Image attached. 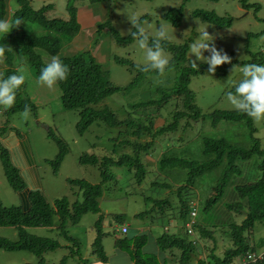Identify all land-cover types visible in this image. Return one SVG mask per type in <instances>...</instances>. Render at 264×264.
<instances>
[{"label":"trees","instance_id":"16d2710c","mask_svg":"<svg viewBox=\"0 0 264 264\" xmlns=\"http://www.w3.org/2000/svg\"><path fill=\"white\" fill-rule=\"evenodd\" d=\"M9 1L0 0V18L10 19L16 27L11 30L8 36L0 39V44H5L12 49L6 53L4 64L7 67L2 75L14 74L21 64L20 62L26 61L31 72L38 79L39 72L45 65L43 61L45 54L59 56L62 46L72 43L74 39L82 36V28L77 20L76 12L72 10L77 0H68L69 14L66 18L51 17L52 5H44L35 9L31 5V0H14L17 6L13 4L10 7ZM91 1L97 3L106 0ZM214 1L218 2L219 0ZM194 16L220 28L232 23L231 18H221L214 13L205 11L195 12ZM182 17V9L171 10L165 15V18L171 21L175 28L180 26ZM140 21L142 22L144 19ZM110 24L107 22L104 27L101 25L98 27L101 30L109 27L112 30L111 36L118 44L134 42L131 35L126 38L122 37ZM36 29H43L46 34L38 35ZM164 46L168 52L173 54L170 71L175 72L176 81L170 87H158L155 89L156 92L152 93L146 100L124 105L128 108L125 118H120L108 107L98 109V105L121 92L134 90L141 85L146 76L159 75L158 73L144 71L141 66L135 65L129 60L116 58V63L127 65L137 72L134 81L122 89L111 82L109 70L105 69L90 51H84L71 57H60L69 68L68 78L58 83L62 92L61 103L64 109L75 111L78 114L79 121L76 126L78 134L84 135L94 124L100 127L104 124L111 129L123 128V132L121 131L123 137L116 138L117 144H119L116 146H119L118 149L122 148L124 152L119 155L113 151L111 156L102 158L97 155H83L80 159L81 164L99 167L101 183L91 184L85 180H69L71 185L80 187L82 198L75 203L60 199L51 207L42 192L43 187H39L42 185L39 183L41 179L36 182L33 178L35 170H37L39 178L41 176L35 161L30 163L28 150L23 145L9 147L1 140L3 147L1 159L5 166V175L11 187L20 194L22 203L18 207H5L0 199V228H15L19 236L16 241L1 238L0 249L6 252L28 251L39 258L37 264H48L44 255L59 248L70 250L69 254L64 256L59 264H67V261L72 258L79 260L80 264L108 263L109 257L103 247V240L107 234L101 228L103 216L99 214L101 213L100 203L103 197V186L115 181L111 168L125 167L134 172L138 182H140L143 175L148 173L146 169L148 166L143 158V153H146L145 155L149 159H154L150 158L152 155L149 152L157 142L164 144V141H170L168 136L175 135L174 133L180 128L190 130L199 122L206 121L207 115L196 104V96L190 89V84L192 78L208 72V65H202L196 69L192 67L188 58V44L174 45L166 42ZM257 62L255 64L264 63V61L259 63L258 60ZM246 63L251 64L253 61ZM225 66L226 64L218 66L215 74L223 75L221 69ZM234 88L231 91H234ZM21 94L22 88L17 94L18 102L7 109L8 114L12 115L18 111H23L25 107H29L32 112L35 110L29 100H25V105L20 104L22 101ZM170 103L173 114L168 119H164L162 116L163 109ZM209 117L211 128L214 129L222 122L243 124L252 136L253 145L248 149L242 148L224 137H210L205 135L203 130H200L202 142L196 147L194 145L190 147L189 157H182L176 151L181 147V144L174 143L171 149H165L162 152L161 157L156 162L150 163L151 166L163 170L169 167L182 168L187 170L188 175L184 181H181L180 178L182 177L176 175L177 180H179L177 183L180 186L177 189V206L173 216L179 225L173 234L163 233L162 236H159L157 245L161 252L169 249L179 250L181 252V264H191L199 256L201 259L197 262L198 264H264V239L260 243L254 244L251 238L257 223L264 222V150H262L257 139L253 140V135L257 131L254 127V120L238 110L214 111ZM157 119H163V124L157 126ZM15 134L18 136L17 133ZM147 136L150 137V140L142 141ZM49 137L55 140L60 147L59 155L50 162L53 169L57 171L68 154V148L64 140L57 137L51 130H49ZM120 138L123 139L121 142L119 141ZM178 138L179 142L185 141L182 136ZM196 140L197 138L189 139V143H195ZM12 143L15 144L16 140H12ZM255 156L258 157V163L257 166L254 165L251 168L254 177H250L252 174L249 173L250 169L248 168H245L246 175L242 176V168L240 167L243 162L251 161ZM237 179H246V181L236 185ZM230 186L234 187L239 201L227 205V210L232 215L242 216V221L237 223L232 218L231 224L216 229H208L200 224L197 221L198 216L193 217L192 212H197L198 201L202 193L204 192L205 196H209L206 202V210H214L220 199L224 197L226 188ZM168 188L171 187L167 185ZM182 191L185 193L184 197ZM169 204L168 199H162L157 200L156 206L159 207V211H163V208ZM88 213L99 215L98 221L95 223L97 235L91 246V258L94 257L92 260L83 257L78 242L64 230L68 222L77 225ZM144 214L141 213L138 216L143 217ZM188 217L189 221H187ZM55 218H58L59 224H55ZM116 220L119 221L121 227L127 226L125 221L119 217H116ZM55 227L62 231L60 235L70 245L62 244L56 239L31 235L27 231L28 228ZM121 227L119 231H113V236L117 238L116 245L120 250L130 257L131 264H162L158 255L143 251L148 242L147 236H131L130 225L127 226L128 232L122 234ZM117 233L121 236L117 237ZM221 249H223V253L219 254ZM252 255L255 256V261L250 259L249 256ZM167 262L164 264H168ZM172 263L175 264V262Z\"/></svg>","mask_w":264,"mask_h":264},{"label":"rangeland","instance_id":"374dc122","mask_svg":"<svg viewBox=\"0 0 264 264\" xmlns=\"http://www.w3.org/2000/svg\"><path fill=\"white\" fill-rule=\"evenodd\" d=\"M13 4L17 6L14 0H10V7ZM67 4L68 0H31V5L35 9H39L44 5H52L51 17L66 18L69 14ZM73 6L74 9L72 10L76 12L77 20L82 28V36L74 39L72 43L63 44L59 57H71L84 51H90L99 63L109 70L111 82L122 89L128 87L134 81L137 72L127 65L116 63L115 59H126L135 65L141 66L143 64V51L137 48L135 41L131 44H118L111 36L110 32L112 30L109 27L101 30L98 26L104 27L107 22H110L112 28L126 38L131 35L130 30L135 31L129 19V14L134 13L139 20L144 19L142 23L152 34H155L161 24L166 25L172 36V39L168 42L174 45H190L198 35L196 28L199 27V23L209 26V33L217 36L215 46L227 52L232 58V63H225L226 66L221 69L223 75H210L207 72L192 78L190 89L195 93L196 104L207 115L206 121L199 122L190 130L180 128L174 133L175 135H169L170 141L166 140L164 144L157 142L149 152L152 155L150 158L154 159H149L146 157V153H143V158L148 166V168L146 167L148 173L143 175L142 181L138 182L134 172L125 167L111 168L115 181L106 183L103 186V197L100 203L101 213L99 215L103 216L101 228L107 234L103 240V247L109 257L107 264H131V259L116 245L117 238L113 236V231H119L121 227L116 217L124 220L125 225L131 226V236H147L148 242L143 251L155 255L160 254L157 251V237L162 236L163 233L173 234L179 225V222L173 216L177 206V189L180 186L177 183L179 180H177L176 175L182 177L180 179L184 181L188 178L187 170L175 167H169L165 170L157 169L156 166H151V162H156L161 157L162 152L165 149H171L174 143L181 144V147L176 151L182 157H189L190 147L192 145L196 147L202 142L199 134L200 130H203L204 134L210 137H224L242 148L248 149L253 145L252 136L243 124L222 122L214 129L211 128L209 115L214 111H235L226 99L227 93L242 79V69L247 65L245 62L253 61L255 63L258 60L260 63L264 61V0H219L218 2L214 0H106L97 3L91 0H77ZM178 9H182L183 17L180 26L175 28L172 22L165 18V15L171 10ZM198 11L214 13L221 18H231L232 23L229 26L220 28L195 17L194 13ZM35 31L38 35L46 34L43 29H36ZM168 55L171 61L173 54L168 52ZM205 55H208V53L206 52ZM48 57L50 56L47 55L46 57L44 55V63H46ZM188 58L191 62L190 51H188ZM193 58L195 59V57ZM23 62L20 63L26 64L31 75L22 86L20 96L22 101L20 104L25 105V100H29L35 110L31 111L28 120H23L21 119L23 111L10 115L8 114V108H0V199L5 207H18L22 203L20 194L11 187L5 175V166L1 159L2 137L14 131L20 138L26 140L28 137L30 140L35 163L41 176L42 192L47 203L51 207L60 199L75 203L82 198L80 187L71 185L69 180H85L91 184L101 183L99 167L81 164V157L83 155H97L102 158L111 156L113 151L119 155L122 154L124 150L122 148L118 149L119 146H116V144L118 143L117 139L123 137L121 131L123 132L124 129H111L104 124L101 127L94 124L84 135H79L76 129L79 116L75 111L66 110L62 107V92L59 86L49 89L47 86L37 83L38 79L31 72L26 61ZM197 63L198 66L207 65L201 61H197ZM240 63L244 65H238ZM0 64H3L2 60H0ZM4 70V67L0 69V75ZM176 78L174 71H169L163 76L156 74L146 76L139 87L106 99L98 105V109L108 107L120 118H125L128 103L148 99L152 93L156 92L155 89L158 87L172 86ZM229 79L231 82H228ZM124 105L126 106L124 107ZM172 114V104L170 103L164 107L162 116L164 119H168ZM163 122V119H157L156 125L160 126ZM254 127L257 131L253 135V140L257 139L262 150H264V120L254 121ZM49 130L64 140L68 148V154L57 171L53 169L50 162L57 158L60 147L55 140L49 137ZM205 132L209 133L206 134ZM180 136L184 137L185 141L179 142L178 137ZM195 138H197L195 143H189V139ZM122 140L120 138L119 141ZM149 140L150 137L148 136L142 139L144 142ZM30 163L33 162L30 161ZM257 163V156L252 158L251 161L243 162L240 167L242 168V176L246 175L245 168H248L250 169L249 173L252 174L250 177H254L251 168L254 165L257 166ZM167 185L171 188L167 189ZM228 188L225 190L226 193ZM182 193L184 197L185 193L183 191ZM203 193L198 201L200 207H198L197 221L201 224L200 221L202 220L204 222L202 225H205L208 229L228 226L224 223L223 225H217L218 218L215 219L213 209L206 210V202L209 196H205ZM223 198L220 199L218 204L227 207L230 202L223 203ZM162 199H168L170 204L163 208V211H159L156 204L157 200ZM141 213H145L143 217L138 216ZM99 215L88 213L83 216L79 224L73 225L68 222L65 225L64 230L78 242L85 259L92 260L94 258H91V246L97 235L95 223L98 221ZM232 217L237 223H240L243 219L242 216L235 214ZM187 221H189V217ZM55 224H59L58 218H55ZM27 231L31 235L56 239L62 244L70 245L60 235L62 231L56 227L28 228ZM120 236L117 233V237ZM1 238L16 241L19 238L18 231L12 227L0 228ZM251 238L254 244H258L264 239V222L257 223ZM225 246H227V243H225ZM223 249L218 253H223ZM69 251L66 248H59L56 251L46 253L44 255L45 261L48 264H59L61 259L69 254ZM162 257L167 259L168 264H174L172 262L181 264V252L177 249L162 252ZM38 261L39 258L28 251L6 252L0 249V264H37ZM194 262L196 260H193L191 264H194ZM67 264L80 263L79 260L72 258L67 261Z\"/></svg>","mask_w":264,"mask_h":264},{"label":"clouds","instance_id":"9594fccd","mask_svg":"<svg viewBox=\"0 0 264 264\" xmlns=\"http://www.w3.org/2000/svg\"><path fill=\"white\" fill-rule=\"evenodd\" d=\"M129 19L135 28L130 30L137 48L143 51L144 71L156 72L163 76L170 71V57L165 48V43L172 39L166 25L161 24L155 34L150 33L148 28L139 20L134 13L129 14ZM16 26L10 19L0 18V39L8 36ZM209 26L199 23L196 28L197 37L189 45L191 63L194 69L198 68L197 61L208 65V73L215 74L217 67L225 63L231 64L232 58L222 49L215 46L216 35L210 34ZM5 44H0V60L6 58V53L11 51ZM208 55H205V53ZM47 57V54H45ZM195 57V59L193 58ZM236 69V68H235ZM234 69V71H235ZM30 71L26 64L18 66L14 74L0 75V108H11L17 101V94L30 78ZM69 75L68 66L57 55L47 58L41 68L37 83L54 88L59 82L65 81ZM228 82H231L230 79ZM228 103L235 109L254 121L264 120V64H247L242 69V79L235 85L234 91L227 93ZM31 109L25 107L21 113V119L28 120Z\"/></svg>","mask_w":264,"mask_h":264},{"label":"crops","instance_id":"0c3cea01","mask_svg":"<svg viewBox=\"0 0 264 264\" xmlns=\"http://www.w3.org/2000/svg\"><path fill=\"white\" fill-rule=\"evenodd\" d=\"M74 41V40H73ZM2 63L3 64H0V69H2L3 67L4 68H6L7 66L4 64V59L2 60ZM13 133V134H12ZM12 140H16V143L14 144V143H12ZM18 140H19V142H18ZM2 141L4 142V144H6V145H8L9 147L11 146H18V147H20L21 145H23L24 147H25V149H27L28 150V155H29V157H30V159H31V161L33 162V161H35V157H34V153H33V149H32V145H31V143H30V140H29V138L27 137V139L26 140H24V139H21L19 136H17L15 133H14V131H12L7 137L5 136L3 139H2ZM36 162V161H35ZM34 163V162H33ZM27 171H29V169H27ZM33 178L36 180V182H39V180H40V178H39V176H38V172H37V170H35V172L33 173ZM38 178V179H37ZM245 181H246V179H241V180H239V179H237L236 180V185H239V183L240 184H243V183H245ZM39 183H41V182H39ZM39 187H43V185H41V186H39ZM230 202V204L231 203H235V202H237V201H239V198H238V195H237V193H236V191H235V189H234V187H232V186H230L229 188H228V191H227V193L225 194V197L223 198V203L224 202ZM198 207H200V202L198 203ZM214 211V215H215V219H217L218 218V220H217V225H223V223L224 224H227V225H229V224H231V222H232V214L227 210V207L225 206V205H221V204H218V206L213 210ZM197 216H198V210H197ZM201 222V224H203L204 222L201 220L200 221ZM128 226V225H127ZM205 226V225H204ZM167 229V228H166ZM158 238V237H157ZM157 251H159L160 252V254H158L159 255V260H160V262L162 263V264H164L166 261H167V259H165V257H162V252L159 250V247H158V250ZM124 253V252H123ZM127 254V253H126ZM201 256H199V258L198 259H196V262H194V264H198L197 262L199 261V259H201L200 258ZM130 258V257H129ZM192 263V262H191Z\"/></svg>","mask_w":264,"mask_h":264},{"label":"built area","instance_id":"2783aa9c","mask_svg":"<svg viewBox=\"0 0 264 264\" xmlns=\"http://www.w3.org/2000/svg\"><path fill=\"white\" fill-rule=\"evenodd\" d=\"M192 216L196 217L197 216V212L196 211L192 212ZM121 231H122L121 232L122 234L127 233L128 232V227L127 226H122L121 227ZM249 257H250L251 260L255 261V256L254 255L249 256Z\"/></svg>","mask_w":264,"mask_h":264}]
</instances>
